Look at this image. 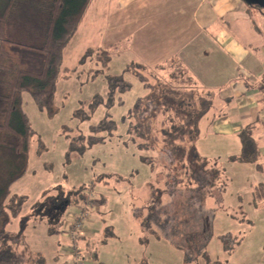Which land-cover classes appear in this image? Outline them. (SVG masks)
<instances>
[{
  "label": "rangeland",
  "instance_id": "374dc122",
  "mask_svg": "<svg viewBox=\"0 0 264 264\" xmlns=\"http://www.w3.org/2000/svg\"><path fill=\"white\" fill-rule=\"evenodd\" d=\"M48 1L46 0V4ZM42 6L41 0H31L28 3L22 0L18 3L10 23L12 39L35 46L41 44L43 38H35L30 32L24 34L28 30L21 15L27 12V16L40 18ZM257 12L263 21L260 26L264 30V14H261L264 13V8ZM43 19L45 22H37L40 31L42 23L47 21ZM116 37L114 36L108 45L112 55L108 64L104 63L106 56L102 51H87L86 48L92 47L90 43L93 42L82 39V33L69 44L57 81L55 104L59 110L55 115L50 116L46 111L39 109L31 95L24 93L23 107L32 122L35 135L31 139L27 170L11 185L12 193L23 194L26 199L21 215L9 225V229L21 230L29 247L33 251L43 252L45 264H74L75 257L68 249L71 240L66 235L70 224L86 209L70 204L59 215L64 223L55 232H50L47 216H44L45 219L34 221L30 215L35 212L34 207L39 203L58 201L57 198L67 197L74 189L93 184L91 194L93 200L99 203L95 204L94 209L86 210L88 217L83 221V231L85 228L89 229L88 232L98 239L96 242L90 241L97 255H87L86 247L82 246V238H78L84 264H264V206L243 215L237 211L240 209L235 203L238 186L243 185L251 176L255 178L256 172L241 176V183H238L239 178L233 184L216 181L217 188L212 186V191L215 195L222 192L223 199L210 200L212 204L209 207L206 206V200H203L199 207L194 186L183 191L175 189L180 179L185 182L187 180L182 171L168 172L164 167L167 165L166 156L162 152L164 144L161 140L154 139L161 137L163 130L170 128L172 122L166 119L167 122L162 125L157 123V117L154 118L156 101L148 103L142 114L146 120L154 118L151 120L154 131L147 142L152 145L154 151L140 149L133 143L126 142L129 139V111L140 97L146 96L144 83L130 70L134 68L142 71L151 84L172 82L164 76L157 77L156 71L139 68L137 62L129 55L131 53L123 51L122 42ZM203 40L201 37L198 41ZM257 41L259 45H264V33L258 35ZM13 50L16 52V58L9 68L20 65L35 69L29 64L30 52L19 48ZM10 74L9 70L0 73V122L4 108L2 97L6 94L3 80ZM121 74L131 86L124 92L116 89L113 96H110L109 79ZM182 76V71L173 72L172 77L176 81L182 80L174 85L179 94H170V98L184 101L186 106L195 105L200 94L193 91L185 81V74L184 78ZM185 85L187 87H180ZM96 95L101 97V104L93 108ZM78 111H81V118L77 114ZM107 116L117 123L114 134L105 142L97 143L81 154L70 153L71 139L81 133L88 134L91 126ZM0 136L5 135L0 133ZM10 154L11 151L0 148V186L11 169V164L8 163ZM146 157L154 164L147 163L144 160ZM224 168L231 172L228 164ZM17 170V167L13 169ZM207 192L208 187L203 188L202 197L207 195ZM73 194L74 192L72 196ZM158 207L163 211V218H170V226L162 228L158 222L153 226L155 233L149 230L144 232L142 219L149 218L150 209L156 211L159 210ZM36 211L37 215H41L40 209ZM157 212L160 214V211ZM203 215L211 217L209 225L212 236L208 245L203 247V243L201 244L199 251L203 252L200 257H188V246L184 243H187V236L193 231L203 228L204 220L201 222L199 218ZM29 216L32 221H29L23 230L22 219ZM108 226L112 227L114 236L103 242L105 227ZM176 229L177 234L172 235ZM194 237L190 238V245L199 243ZM21 254L17 264H34L32 258L27 259L28 253Z\"/></svg>",
  "mask_w": 264,
  "mask_h": 264
},
{
  "label": "trees",
  "instance_id": "16d2710c",
  "mask_svg": "<svg viewBox=\"0 0 264 264\" xmlns=\"http://www.w3.org/2000/svg\"><path fill=\"white\" fill-rule=\"evenodd\" d=\"M21 1L0 0V73L4 70L11 71L10 76L6 80H3L6 94L2 97L4 108L1 113L2 121L0 122V133L5 135L0 136V148L11 151L9 156L10 162H8L11 164V169L8 177L0 186V264L19 263L21 253L23 252L28 253L27 259L32 258L34 264H45V256L42 252L33 253L34 251L29 250V244L21 230L15 231L9 229V225L21 215L22 206L26 199V196L23 194L12 193L11 185L21 178L27 170L31 139L35 135L32 122L23 107L24 93L28 92L38 108L46 111L50 116L58 112L59 108L55 104V97L57 81L64 62L65 50L76 34L91 0H49L47 4L46 0H41L43 9L40 14L43 18L47 16L48 21L44 23L45 20L43 19L42 29H45V36L41 44L37 46L21 43L14 38L12 39L7 30L8 23L11 17H13L18 3ZM30 1L25 0V3ZM251 5L262 8L258 5ZM26 13H23V17L29 18ZM13 48H19L28 53L30 52L29 64L35 67V69H27L20 65L9 68L15 62L16 58V52ZM88 52L90 53V51ZM102 52L106 56L104 63L108 64L112 55L105 50H102ZM129 70L127 69V71ZM131 71L144 83L148 94L140 97L134 107L129 111V126L127 131L129 139L126 142L133 143L140 149L154 151L152 145L147 143L154 131L151 120L157 117V123L159 122L161 125L167 122L166 119L171 120L172 126L170 128L165 126L166 129L163 130L162 136L155 137L154 140H161L164 144L162 152L165 154L167 160V165L164 166L165 169L168 172L181 170L187 178L186 182L180 179L175 189L183 191L185 188L194 186L193 190L199 199L200 207L201 201L206 200L208 195H215L212 191L214 188L211 187L217 186L215 182L220 177L219 169L217 167L209 168V161L203 158L196 149V143L201 134V119L213 106L210 93L200 95L195 105L189 104L186 106L184 105V101L179 102L174 98L173 100L170 98V94H179L178 89L174 87L175 84L161 82L156 85L151 84L142 71L134 68ZM109 80V87L111 89L109 92L110 96H113L116 89L124 92L131 86L124 79L123 74L110 77ZM99 99H101L99 95L94 97L93 108L101 104ZM151 101L157 102V108H155L154 118L149 117V119H152H147V121L142 117V114L145 111L146 105ZM81 111H78L77 114L81 113ZM78 116L80 118L82 117L81 114ZM255 129L256 125L254 123H248L244 126L239 134L242 145L241 152L230 155L228 157L230 161L248 164L257 162L260 153ZM116 130V121L110 116H107L98 124L91 126L88 134L81 133L80 135L74 136L70 141V153L81 154L95 144L105 142ZM144 160L151 165L154 164L149 160V157L144 158ZM16 167L18 170L13 171ZM92 186L93 184H90L89 186L85 185L74 189L67 197L57 198L58 201L39 203L34 207L35 212L30 216H32L34 221L45 219L44 216H47L49 230L50 232H55L64 223L59 218V215L70 204L78 205L80 208L86 210L95 208V204L99 203V201L93 200L91 194ZM207 187L209 192L202 197L201 190ZM73 192L74 194L72 196ZM218 200H220V197ZM158 208L159 210L156 209V211L151 208V216L142 219L141 223L144 232L149 230L151 233H155L153 226H156L158 222L162 228L170 224V218H163V211L161 207ZM36 209L42 211L40 213L41 215H37L38 211ZM157 211H160V214ZM30 216L29 218L23 217V230L28 222L32 221ZM199 218L201 222L204 220L203 228L199 231H193L190 236L188 235L189 237L187 236V243H184L185 246H188V257L190 255L197 258L200 257L203 252L199 251L201 244L203 243V247L204 245H208L212 236L211 226L209 225L211 217L203 215L201 217L199 216ZM111 228V226L105 227L104 239L102 238L103 242H107L108 238L114 236ZM176 230L172 235L177 234L178 229ZM83 233L80 232L79 239H84L85 236ZM192 236H195L193 239H197L198 244L194 243L190 245L189 241ZM85 247L87 255L90 257L97 255L95 252L96 249L91 248L89 241ZM21 248H24V251L20 252ZM79 250L81 256H83L81 253L82 249L79 248Z\"/></svg>",
  "mask_w": 264,
  "mask_h": 264
},
{
  "label": "crops",
  "instance_id": "0c3cea01",
  "mask_svg": "<svg viewBox=\"0 0 264 264\" xmlns=\"http://www.w3.org/2000/svg\"><path fill=\"white\" fill-rule=\"evenodd\" d=\"M259 9L244 0H91L69 42L82 33V39L93 42L87 51L110 52L109 42L117 36L140 68L156 71L157 77L176 85L182 79L176 81L172 74L182 71L193 91L210 93L213 106L201 119L196 149L209 168L219 169L220 182L233 184L239 178L241 183V176L256 172L255 178L238 186L235 203L243 215L264 206V45L257 41L264 30ZM21 18L27 24L24 34L44 38L45 30L37 25L43 16ZM248 123L256 125L260 154L256 163H235L228 157L241 152L239 134ZM227 164L230 173L224 168ZM221 194L208 195L206 206L210 200L221 201ZM88 231H83V247L97 240Z\"/></svg>",
  "mask_w": 264,
  "mask_h": 264
},
{
  "label": "built area",
  "instance_id": "2783aa9c",
  "mask_svg": "<svg viewBox=\"0 0 264 264\" xmlns=\"http://www.w3.org/2000/svg\"><path fill=\"white\" fill-rule=\"evenodd\" d=\"M87 217L88 212L86 210L81 211V213L76 217V219L70 224L66 235L71 240V243L68 244V249L75 255L74 264H84L78 246V238L80 232L83 231V221Z\"/></svg>",
  "mask_w": 264,
  "mask_h": 264
},
{
  "label": "water",
  "instance_id": "95a60500",
  "mask_svg": "<svg viewBox=\"0 0 264 264\" xmlns=\"http://www.w3.org/2000/svg\"><path fill=\"white\" fill-rule=\"evenodd\" d=\"M244 1L264 8V0H244Z\"/></svg>",
  "mask_w": 264,
  "mask_h": 264
}]
</instances>
